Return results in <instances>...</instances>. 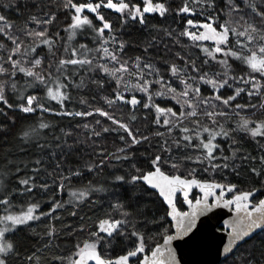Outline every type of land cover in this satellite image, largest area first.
<instances>
[{"label":"snow or ice","instance_id":"6c2138e0","mask_svg":"<svg viewBox=\"0 0 264 264\" xmlns=\"http://www.w3.org/2000/svg\"><path fill=\"white\" fill-rule=\"evenodd\" d=\"M0 264H264V0H0Z\"/></svg>","mask_w":264,"mask_h":264},{"label":"trees","instance_id":"16d2710c","mask_svg":"<svg viewBox=\"0 0 264 264\" xmlns=\"http://www.w3.org/2000/svg\"><path fill=\"white\" fill-rule=\"evenodd\" d=\"M135 36L136 39H139L141 41L146 40L149 38L148 33L144 32V33H140V32H135L133 34ZM131 55H136L139 54L138 52H134V53H130ZM156 59H160V57H156ZM78 107V105H77ZM54 120L57 122L58 124V129L59 127H64L67 130H74L75 132H81V130L79 128H75V124L76 121H72L68 118H60V117H56L54 118ZM30 121H19V124L23 125L25 123H28ZM144 128H146L147 126L144 125L142 126ZM71 142V141H70ZM119 143L118 140L114 141L113 137L109 136L106 140L103 141V146L106 147L109 150H112L115 148V146ZM241 147H242V154H252V155H258V149L256 148V146L249 142L246 138L242 139L240 141ZM99 150V149H97ZM92 148L89 147H84L82 146V151L80 153L81 156H85V153H91ZM230 155V153H228ZM85 158H87L85 156ZM246 163V162H245ZM235 179H239L242 184L244 183H250V178H249V173L246 170V168L242 167L241 168V176L239 178H235ZM234 179V182H235ZM86 182V181H85ZM66 198V197H65ZM94 209H91V207H85L83 208V210L81 211L80 215H92ZM64 219L66 220L67 223L71 224L73 223L74 218H72L70 215L65 214ZM37 231H43V227H40L37 229ZM70 239V237L67 236H61L60 239L57 241V243H64L66 240Z\"/></svg>","mask_w":264,"mask_h":264},{"label":"water","instance_id":"95a60500","mask_svg":"<svg viewBox=\"0 0 264 264\" xmlns=\"http://www.w3.org/2000/svg\"><path fill=\"white\" fill-rule=\"evenodd\" d=\"M197 259H201V260H210L211 259V256H209V255H203V256H201V257H198Z\"/></svg>","mask_w":264,"mask_h":264}]
</instances>
